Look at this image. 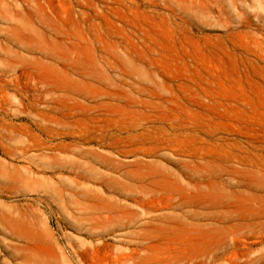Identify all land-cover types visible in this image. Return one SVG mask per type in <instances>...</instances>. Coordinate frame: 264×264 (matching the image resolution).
I'll list each match as a JSON object with an SVG mask.
<instances>
[{
    "label": "rangeland",
    "instance_id": "obj_1",
    "mask_svg": "<svg viewBox=\"0 0 264 264\" xmlns=\"http://www.w3.org/2000/svg\"><path fill=\"white\" fill-rule=\"evenodd\" d=\"M263 182L264 0H0V264H135L221 193L262 258Z\"/></svg>",
    "mask_w": 264,
    "mask_h": 264
},
{
    "label": "bare ground",
    "instance_id": "obj_2",
    "mask_svg": "<svg viewBox=\"0 0 264 264\" xmlns=\"http://www.w3.org/2000/svg\"><path fill=\"white\" fill-rule=\"evenodd\" d=\"M108 95H110V94H108ZM78 96H80V95L78 94ZM89 111H90V109H89ZM114 111L115 110L113 109V113H114ZM117 111H118V109H117ZM119 111H121V110H119ZM118 116H120V115H118ZM119 132L121 133L120 129H119ZM130 134H131V132H130ZM77 138H79V137H77ZM93 139H95V138H93ZM112 141H113V139H112ZM128 142H131V141L128 140ZM145 150H146V148H145ZM137 151H139V150H137ZM137 151L134 150V153ZM140 152H142V151H140ZM144 154H146V153H144ZM136 165H137V167H139V169H140V167L144 169V166L142 167L141 164H139L138 162ZM232 166H234V165H232ZM148 167L150 168V166H147V169L149 171L148 174H146L145 172H143V173L141 172V173L136 174V172H135L136 178H134V179L138 183H140V185H138V186L141 187L142 190H143V188L146 189L147 185H150L153 188V192H154L156 188L161 187L160 186L161 183H159V186H158V182L160 180H162V181H166V180L165 179L163 180L162 179L163 177H161V179H157L156 178L157 174L155 173L156 171L152 172L149 170ZM234 167H236V166H234ZM236 169H237V167H236ZM232 170H231V172H233ZM157 173H158V171H157ZM158 174H161V172ZM162 175L165 176L164 173H162ZM168 175L169 174H167L166 176L168 177ZM131 177H133V176H131ZM153 177H155L156 179L155 178L153 179ZM245 177H246V175H245ZM210 178H211V176H210ZM216 178L221 179L222 175L219 174L216 176ZM167 179H169V178H167ZM248 179H249V177H248ZM216 181H214V182H216ZM247 181H249V180H247ZM251 181H253V180H251ZM208 182H209V180H208ZM219 182H221V181H219ZM224 183L222 184V186L224 185ZM198 184H200V183L198 182ZM216 185H218V183H216ZM219 185H221V184H219ZM163 187H165V186H163ZM224 188H225V186H224ZM236 194H237V192H236ZM171 195H172V193H171ZM239 195H237V196H239ZM241 195H243V194H241ZM217 196L215 197L216 199L213 201L212 200L207 201L206 199H205V201H202L203 203L201 204L200 207H201V209H204V210L201 213L198 212L196 209L189 210V216H187L186 219L184 218L186 221L181 222L179 227H177V229H173L174 224H173V228H172L171 227L172 225L170 226L168 223H165V222L159 223L158 225H155L154 228H149L148 224L150 223V221H145V222L143 221L141 226H139L140 228H139V230L137 232V236L135 238L136 248L133 247L134 249L130 250L133 253H135V257L133 258V263H135V264H264V257H262V258L258 257V258L251 259L250 255H251L252 250H250L251 248H249L245 245L246 241L249 238H254L255 234L257 232L259 233V231H257L255 233V226H256V223L258 225L259 221H253L254 219H256L257 216H259V215L255 214L257 212L254 213L252 211H248V209H250V208L246 209L247 211L242 210V208H236V209H241L242 210L241 213H243V211L247 212L245 214H240V213L236 214L237 212H240L241 210L240 211L237 210V212L234 213L233 211H231V209H233V208H230L232 206L228 205L230 202L228 204L224 203V201H223L224 199H222V197H223L222 193L218 197ZM220 196H222V197L219 198ZM252 197H253V195H252ZM227 198H229V197H227ZM255 198H256V196H255ZM192 203H196V202H192ZM200 203L201 202H199V203L197 202L198 206ZM169 205H170V203H169ZM194 205L190 204V202L188 201V197L186 200L183 197V198H181V200L179 199V202L176 205V207H178L179 209H183V208L185 209L186 207L190 208ZM198 206L196 205V207H198ZM102 209H103V207H102ZM236 209H235V211H236ZM152 213H155V211L144 210L142 212V215L143 216H146V215L151 216ZM252 214H254V215H252ZM257 214H259V213H257ZM253 216H255V217H253ZM260 218H258V219L260 220ZM176 230H177V232H174ZM256 230H258V229L256 228ZM173 235H178V238L177 239L174 238ZM131 257H130V259H131Z\"/></svg>",
    "mask_w": 264,
    "mask_h": 264
}]
</instances>
